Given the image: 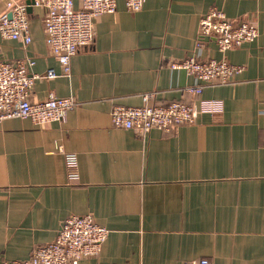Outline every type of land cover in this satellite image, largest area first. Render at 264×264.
Returning <instances> with one entry per match:
<instances>
[{"label":"crops","instance_id":"crops-1","mask_svg":"<svg viewBox=\"0 0 264 264\" xmlns=\"http://www.w3.org/2000/svg\"><path fill=\"white\" fill-rule=\"evenodd\" d=\"M9 1L27 0H0V16ZM211 9L259 37L220 52L214 38L200 40ZM45 14H29V45L0 35V61L33 59L31 74H61ZM191 56L242 71L200 96L184 93L201 82L172 64ZM70 67L37 79L30 94L35 103L75 99L64 122L0 123V262L28 260L67 218L91 215L110 233L100 255L79 264H264V0H146L137 13L119 0ZM145 95L150 106L213 102L217 111L171 132L115 128L113 107H140ZM67 154L77 157L76 178Z\"/></svg>","mask_w":264,"mask_h":264},{"label":"built area","instance_id":"built-area-1","mask_svg":"<svg viewBox=\"0 0 264 264\" xmlns=\"http://www.w3.org/2000/svg\"><path fill=\"white\" fill-rule=\"evenodd\" d=\"M119 0H35L34 7L45 10V40L52 55L61 67V74L53 69L40 77L31 74L36 65L33 59L15 62L0 61V123L10 119L29 120L43 126L62 123L76 106L73 98L50 96L42 102H33L30 94L39 78L54 80L71 73V60L82 48L91 45L95 39L96 19L117 11ZM79 2L80 6H77ZM126 10L137 13L144 8L146 0H124ZM0 35L6 40L32 42L30 17L23 3L9 1L0 16ZM200 40L212 37L220 52L251 43L259 37V30L246 22L235 23L223 11L211 9L202 17L199 26ZM172 68L185 70L201 82L185 89L184 93L200 96L206 85L226 84L242 71L241 67L227 61H201L191 56ZM151 95L143 97L140 107L115 106L111 111L112 125L118 129L134 130L141 134L152 130L171 132L181 126L193 125L203 112H215L213 102L188 105L173 102L167 105L147 104ZM69 175L77 177L78 162L74 154L66 155ZM110 231L96 223L91 215L67 218L61 225L54 242L36 247L26 261L3 260L0 264H79L82 260L96 258L102 252ZM182 264H211L203 258Z\"/></svg>","mask_w":264,"mask_h":264},{"label":"water","instance_id":"water-1","mask_svg":"<svg viewBox=\"0 0 264 264\" xmlns=\"http://www.w3.org/2000/svg\"><path fill=\"white\" fill-rule=\"evenodd\" d=\"M34 5H35V0L26 1V7H27L28 14H31L33 12Z\"/></svg>","mask_w":264,"mask_h":264}]
</instances>
